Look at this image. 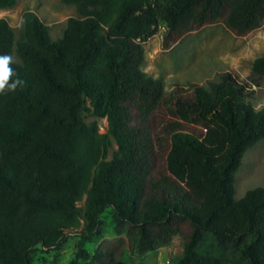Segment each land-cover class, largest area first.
Masks as SVG:
<instances>
[{
    "label": "trees",
    "instance_id": "1",
    "mask_svg": "<svg viewBox=\"0 0 264 264\" xmlns=\"http://www.w3.org/2000/svg\"><path fill=\"white\" fill-rule=\"evenodd\" d=\"M61 2L77 17L57 40L32 12L17 30L0 18L8 82H22L0 92V264H33L69 237L66 264H118L124 244L145 255L175 234L169 264H264V187L233 198L245 152L264 140L253 91L229 72L165 89L142 70L157 27L164 49L215 23L244 36L263 25L264 0ZM251 69L264 75V57ZM106 211L120 239L90 252Z\"/></svg>",
    "mask_w": 264,
    "mask_h": 264
},
{
    "label": "rangeland",
    "instance_id": "2",
    "mask_svg": "<svg viewBox=\"0 0 264 264\" xmlns=\"http://www.w3.org/2000/svg\"><path fill=\"white\" fill-rule=\"evenodd\" d=\"M26 11L34 13L49 28L53 40L61 38L69 18L77 17L75 8L63 4L61 0H17L12 9L0 10V18L17 30L22 14ZM163 33L164 29L157 27L154 34L142 44V70L148 77L159 80L167 89L173 82L204 86L206 81L215 79L218 73L229 72L249 91H253V108L264 110V75H256L251 69L255 59L264 57V23L244 36H235L222 23L207 25L184 34L168 49L163 48ZM96 122L99 133H105V120L96 119ZM115 149L113 144L108 158ZM258 187H264V140L245 152L235 174L233 198L238 200L248 190ZM101 220L102 237L86 245L90 252L120 239L114 236L111 212L106 211ZM75 243L76 239L69 237L57 251L38 248L33 264H66L74 258ZM123 249L118 264H169L171 258L181 253L182 246L180 236L175 234L145 255L129 251L125 244Z\"/></svg>",
    "mask_w": 264,
    "mask_h": 264
},
{
    "label": "clouds",
    "instance_id": "3",
    "mask_svg": "<svg viewBox=\"0 0 264 264\" xmlns=\"http://www.w3.org/2000/svg\"><path fill=\"white\" fill-rule=\"evenodd\" d=\"M12 57L9 55L0 56V92L5 89L14 90L22 82L17 78L9 83V78L14 75L12 68L9 67Z\"/></svg>",
    "mask_w": 264,
    "mask_h": 264
}]
</instances>
